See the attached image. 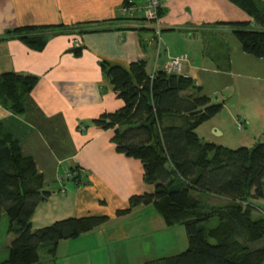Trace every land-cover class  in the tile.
Segmentation results:
<instances>
[{
	"label": "crops",
	"instance_id": "crops-1",
	"mask_svg": "<svg viewBox=\"0 0 264 264\" xmlns=\"http://www.w3.org/2000/svg\"><path fill=\"white\" fill-rule=\"evenodd\" d=\"M123 2L0 0V76L14 73L39 79L26 99L25 113L15 115L0 106V122L20 141L23 155L34 159L46 190L52 193L36 209L34 228L68 218L110 217L109 222L78 239L61 241L56 259L46 255L40 264H146L185 251H178L174 245L168 250L163 247L162 238L175 228L168 227L153 206L138 207L123 217L116 215L128 207L132 196L151 193L154 186L145 183L139 160L116 151L114 130H102L94 123L101 115L124 105L102 72L101 63L127 68L133 62L145 61L148 73L153 74L166 70L168 54L186 53L190 62L181 74L192 77L197 84L200 72L233 73L234 57L226 43L218 42L210 54L200 51L198 66L193 61L197 51H188L192 41L199 42L220 30L232 33L230 24L236 22L260 29L229 0H161L164 14L158 24L145 18V2L140 9H134L137 3L124 9ZM31 26L56 27L46 32L48 41L42 51L32 50L17 37L3 39L8 30ZM160 39L164 51L157 58ZM73 48L82 49V55L75 56ZM217 58L228 60V69L218 67ZM234 75L236 80L242 77L240 73ZM253 78L264 103V71ZM201 87L204 90V85ZM255 104L254 112L264 130V105L260 99ZM215 119L207 123L211 131L223 136L221 125L213 123ZM209 142L222 145L215 140ZM67 168L71 169L67 174L74 172L80 179L86 176L75 183V189L52 191L49 184L60 185L62 171ZM138 216H143L141 222L133 223ZM8 239L9 247L12 236Z\"/></svg>",
	"mask_w": 264,
	"mask_h": 264
},
{
	"label": "trees",
	"instance_id": "trees-1",
	"mask_svg": "<svg viewBox=\"0 0 264 264\" xmlns=\"http://www.w3.org/2000/svg\"><path fill=\"white\" fill-rule=\"evenodd\" d=\"M229 1L260 26L230 24L242 52L264 60V1ZM135 4L136 0H124L123 7ZM163 14L161 7L159 21ZM51 29L56 27H20L8 30L3 39L17 37L32 50L42 51ZM71 52L82 55L80 48ZM101 68L124 105L94 123L114 130L116 151L139 160L145 183L154 186L151 193L132 196L128 207L116 215L153 206L167 226L182 225L188 239L184 252L146 264H264V143L229 149L202 141L197 128L215 118L224 105H212L192 77L163 69L149 74L145 61L127 68L102 62ZM38 81L32 75L2 74L0 106L15 115L25 113L26 99ZM51 194L34 159L23 155L20 141L0 122V221L6 214L7 233L12 236L8 257L0 264H40L46 256L42 249L55 260L61 241L78 239L110 220L107 215L68 218L35 229L34 213ZM202 195L224 202L204 201ZM214 218L217 225L206 229Z\"/></svg>",
	"mask_w": 264,
	"mask_h": 264
},
{
	"label": "rangeland",
	"instance_id": "rangeland-1",
	"mask_svg": "<svg viewBox=\"0 0 264 264\" xmlns=\"http://www.w3.org/2000/svg\"><path fill=\"white\" fill-rule=\"evenodd\" d=\"M144 2V0H136L137 7L134 5L133 7H136L134 9H140L143 7ZM139 15L143 14L139 13ZM255 26L259 27L258 25ZM253 28L254 26L250 29ZM218 42L226 43L225 46L228 48V50L230 51L231 49V54L234 57V71L233 73H229L230 75H213L211 73L200 72L198 74L199 82H197V85H204L205 88L203 93L211 98L212 105H224L223 110L215 117V121H213L214 124L219 123V125H221L224 134L222 136L219 133H214L213 130L211 131L210 124L207 122L200 125L196 132L204 142L215 140L229 149H238L240 147L251 148L259 143H262L261 141L264 142V130L262 129V124L259 119H257V116L254 112V108H256V100L260 99L262 105H264L262 101L263 93H259V86L256 85L257 81L253 78L255 75H261V73L264 71V60L254 58L243 53L238 40L233 36V34L229 30H220V32L207 34L206 37L201 39L199 42L192 41V43L188 45L193 46L188 50L190 53L194 54L195 51H197L198 54L197 56H194L193 61L199 66V59L201 56L200 51L204 50V52L206 51L208 54H210L215 45L217 46ZM163 48L164 47L162 46L160 39L157 41V58L159 56L161 57L162 51H164ZM168 56L169 61H171L173 58H179L181 61V69L184 68L185 64L190 62V58L186 53H182L177 56L168 54ZM214 60L216 61L218 67L228 69V60H225L224 58H217ZM260 69H262V72ZM234 73H240L242 77L236 80ZM67 166L68 163L64 165L65 168ZM70 170V168H67L66 170L62 171L63 182H61L60 185L49 184L51 185L50 189L52 191L59 193L62 191L65 192L64 189H68V187L75 189L74 178L76 176L74 175V172H69L73 173L71 175L66 173ZM84 176L86 175H81V179H83ZM201 198L208 202H211L212 200H214L213 202L215 203L223 202L219 199L217 200L205 195H202ZM258 215L259 214H256L255 216ZM142 219L143 216H138L134 218L132 222L140 223ZM128 223L129 222H126V224ZM217 223V219L214 218L210 222L206 223L205 227L206 229L213 228L217 225ZM117 224L118 223H114L113 225L116 226ZM8 225L9 220L7 215L2 214L0 221V263L4 262L8 257ZM173 227L175 229L168 231L166 237L162 238V241H164L165 245L163 247L168 250L174 245L178 251L186 250L188 247V239L185 228L182 225H175ZM125 229H127V227H125ZM160 246L161 245H159V247ZM41 254L43 257L47 255L46 249H42ZM54 264L61 263L59 261L58 263L56 262Z\"/></svg>",
	"mask_w": 264,
	"mask_h": 264
},
{
	"label": "built area",
	"instance_id": "built-area-1",
	"mask_svg": "<svg viewBox=\"0 0 264 264\" xmlns=\"http://www.w3.org/2000/svg\"><path fill=\"white\" fill-rule=\"evenodd\" d=\"M161 7H162L161 0H145V8H144L145 18L148 21H153L156 24H158L159 23L158 12L161 9ZM166 71L169 73L181 74L182 69H181L180 59L173 58L171 61H169L166 66Z\"/></svg>",
	"mask_w": 264,
	"mask_h": 264
}]
</instances>
